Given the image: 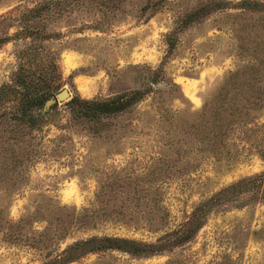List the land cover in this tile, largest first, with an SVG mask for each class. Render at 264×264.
Masks as SVG:
<instances>
[{
    "label": "rangeland",
    "instance_id": "rangeland-1",
    "mask_svg": "<svg viewBox=\"0 0 264 264\" xmlns=\"http://www.w3.org/2000/svg\"><path fill=\"white\" fill-rule=\"evenodd\" d=\"M27 55L57 90L33 120L0 102V264H44L92 237L155 243L264 173V0H0V87ZM134 90L137 104L98 122L67 104ZM226 105L231 126L217 136L202 114ZM248 196L170 251L69 264H264V192Z\"/></svg>",
    "mask_w": 264,
    "mask_h": 264
},
{
    "label": "trees",
    "instance_id": "trees-1",
    "mask_svg": "<svg viewBox=\"0 0 264 264\" xmlns=\"http://www.w3.org/2000/svg\"><path fill=\"white\" fill-rule=\"evenodd\" d=\"M249 4L250 3L246 2L241 3L242 6L250 10H257L259 8V5L256 3H252V5ZM23 57H25L24 54ZM26 58L27 64H21L19 66V70L14 78V85L0 87V102L16 99L17 105H15L14 111L11 112V116L18 119L33 120L35 115H31L29 111L42 106L57 89L52 85L53 77L49 79L46 77V74L43 75L41 72L38 77L35 78L37 72L31 70L34 64L33 59L28 55ZM144 95V92L134 90L108 100H83L79 97H73L67 104L79 118L90 122H98L101 117L120 115L128 111L137 104ZM210 108H207V111L205 110L202 115L212 116L213 122H211V124L214 123V127L217 128V136H223L224 132L231 126L230 120L233 114V105H226L221 111L212 107ZM3 114L6 115L5 113ZM263 192L264 173L255 174L240 179L202 201L194 208L191 217L182 227L177 231L165 234L155 243H145L126 238L108 236L92 237L69 245L59 255L44 264H69L87 254L107 250L120 251L139 257H150L165 251H170L191 241L195 234L205 224L207 215L214 207L232 200L236 201L237 198L244 194L249 195L246 201L254 200ZM243 203L245 202H242V204Z\"/></svg>",
    "mask_w": 264,
    "mask_h": 264
},
{
    "label": "water",
    "instance_id": "water-1",
    "mask_svg": "<svg viewBox=\"0 0 264 264\" xmlns=\"http://www.w3.org/2000/svg\"><path fill=\"white\" fill-rule=\"evenodd\" d=\"M67 97H69V92L67 91V90H65V89H63V90H61L58 94H57V99H59V100H63V99H65V98H67ZM56 102V100H54V99H52V100H49L48 101V105H50V104H52V103H55Z\"/></svg>",
    "mask_w": 264,
    "mask_h": 264
}]
</instances>
